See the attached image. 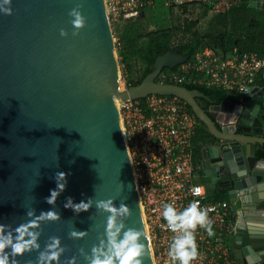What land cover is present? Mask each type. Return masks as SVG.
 Instances as JSON below:
<instances>
[{
    "label": "water",
    "instance_id": "95a60500",
    "mask_svg": "<svg viewBox=\"0 0 264 264\" xmlns=\"http://www.w3.org/2000/svg\"><path fill=\"white\" fill-rule=\"evenodd\" d=\"M77 5L85 20L79 29L69 16ZM6 7L11 15L0 13V225L12 231L33 221L37 227L31 230L39 233V247L13 257L14 264H37L53 237L63 249L58 264H69L72 257L74 264H87L86 256L105 239L109 215L97 203L108 200L117 209L128 206L130 215L118 217L117 223L142 232V264H154L116 104L152 95L183 101L218 142L201 149L198 164L209 178H217L221 164L232 176L227 199L235 215L237 264L264 263V238L260 233L251 237L246 226L254 203H264V175L255 176L264 169V161L255 158V146L264 145V89L254 88L239 105L160 83L163 69L189 60L167 54L154 61L138 86L120 91L104 0H11ZM248 8L264 9V2L249 0ZM207 105L215 113H208ZM57 173L65 175L64 190L49 204ZM257 177L262 181L257 183ZM68 198L90 200L91 206L77 214L64 207ZM50 210L60 219L41 217Z\"/></svg>",
    "mask_w": 264,
    "mask_h": 264
},
{
    "label": "built area",
    "instance_id": "2783aa9c",
    "mask_svg": "<svg viewBox=\"0 0 264 264\" xmlns=\"http://www.w3.org/2000/svg\"><path fill=\"white\" fill-rule=\"evenodd\" d=\"M104 4L111 28L154 8L155 0H104ZM239 4L240 0H163L165 8L189 21L198 20L202 9L209 15H220ZM174 69L159 75V82L218 88L243 104L257 87V79L264 75V59L253 52L223 55L204 49ZM116 104L154 264H172L170 245L175 236L182 235L169 230L163 219L164 204L180 212L192 202H198L207 212L213 234L197 225L194 236L198 256L190 264H234L226 242L233 236L235 219L229 203L210 199L198 180L200 167L193 161L192 145L197 121L187 105L175 97L155 95ZM197 188L201 189L199 193Z\"/></svg>",
    "mask_w": 264,
    "mask_h": 264
},
{
    "label": "trees",
    "instance_id": "16d2710c",
    "mask_svg": "<svg viewBox=\"0 0 264 264\" xmlns=\"http://www.w3.org/2000/svg\"><path fill=\"white\" fill-rule=\"evenodd\" d=\"M248 3L249 0H240L237 7L220 15H209L206 9H202L198 20L183 19L177 24L156 23L155 19L151 17L155 7L142 10L138 17L126 21L120 29L118 48L120 64L124 65L130 72L136 63L143 66L140 77L137 80L127 82V87L138 86L150 73L154 61L167 54L188 56L191 60L196 53L210 49L223 55L233 52H253L264 59V36L260 34L264 33V12L248 8ZM160 7L166 9L168 16H173V10L165 8L163 0L160 2ZM201 20L206 22L203 28L199 27ZM150 21L154 22L156 28L148 32L147 27ZM176 39L179 40L177 44L174 43ZM173 70L175 69H163L160 76ZM160 76L157 78L158 82ZM259 79H257L256 84L264 87V82H259ZM179 86L188 90L199 91L217 103L228 100L240 104L237 97L218 88L190 84H180ZM187 108L188 112L195 117L190 108ZM196 121L197 127L192 141L195 164L198 163L200 151L209 138L205 127L197 119ZM255 158L257 161H264V145H256ZM206 192L212 200H227L224 196L212 194L208 190Z\"/></svg>",
    "mask_w": 264,
    "mask_h": 264
},
{
    "label": "clouds",
    "instance_id": "9594fccd",
    "mask_svg": "<svg viewBox=\"0 0 264 264\" xmlns=\"http://www.w3.org/2000/svg\"><path fill=\"white\" fill-rule=\"evenodd\" d=\"M10 4L11 0H0V13L11 15V8L6 7ZM79 7L77 5L69 12V16L73 18L72 23L77 29L83 27L85 23L84 17L78 10ZM76 34V32L73 33V35ZM60 35L62 37L66 35L64 30L60 31ZM56 182V190H52L47 199L49 204H54L55 198L64 190V173H57ZM200 191L201 189H196L197 193ZM90 206V200L73 203L71 198H68L64 205L65 208H71L77 214L81 211H88ZM97 208L109 213L105 224V239L99 246L91 250L90 255L86 256L87 264H142L145 249L144 244L138 242L142 232L131 228L125 229L122 222L117 223L118 217L130 215L128 206L122 204L117 209L108 200L98 202ZM163 209V219L167 222L169 230L174 233L182 232L181 236L173 238L169 248V257L172 264H177V262L178 264H190L198 256L194 236L197 225L205 227L210 236L213 234L207 212L199 208L198 202H192L180 212H177L171 204H164ZM41 217L49 221L60 219L59 215L51 210L42 213ZM35 227H37V223L33 221L19 224L12 231H8L5 225H0V264H14L13 257L39 247L36 243L39 233L31 230ZM72 235L76 236L77 233L73 232ZM47 247L49 251L41 252L38 255L37 264H58L63 253V249L59 247L58 238H51V242ZM6 249L7 251H5ZM74 262L75 257H72L69 264H74Z\"/></svg>",
    "mask_w": 264,
    "mask_h": 264
},
{
    "label": "flooded vegetation",
    "instance_id": "af4514ba",
    "mask_svg": "<svg viewBox=\"0 0 264 264\" xmlns=\"http://www.w3.org/2000/svg\"><path fill=\"white\" fill-rule=\"evenodd\" d=\"M255 10V9H254ZM259 12H264V9L261 10H256ZM214 101V100H213ZM241 105V104H239ZM206 111L208 113H215L214 109H212L211 105H207L206 106ZM219 129H221V125H217ZM227 129H229V125L227 126ZM236 133H242L239 129L236 130ZM264 135V133H263ZM218 142L211 136H209L207 143L204 145V147H213V146H218ZM256 147V146H255ZM217 178H209L207 176V173L200 167L199 171H198V180L199 182L202 181L204 182V187H206L208 190L211 191L212 194H217V195H221L226 197L227 199V191H230L231 187L229 186L230 183L233 181L232 176L230 175V171L227 169V167H225L224 165H219L216 168V172H215ZM259 175H264V169H260L257 170L255 172V176H259ZM208 180V181H207ZM250 183L251 179H249ZM257 183L261 182L262 179L257 177ZM228 203V199L226 200ZM263 204L261 203L260 200H258L256 203H254L252 209L246 214L247 216H249V222H246V226L250 224V236L254 237L255 234L260 233L259 235H261V237L264 238V229L262 231H259L258 228L259 226H261V217L263 216ZM230 206V204H229ZM231 207V206H230ZM231 210V208H230ZM232 212V211H231ZM233 214V213H232ZM233 217L235 219V215L233 214ZM264 222V221H262ZM249 223V224H248ZM236 224V223H235ZM264 241V240H263ZM247 243V241H246Z\"/></svg>",
    "mask_w": 264,
    "mask_h": 264
},
{
    "label": "rangeland",
    "instance_id": "374dc122",
    "mask_svg": "<svg viewBox=\"0 0 264 264\" xmlns=\"http://www.w3.org/2000/svg\"><path fill=\"white\" fill-rule=\"evenodd\" d=\"M160 2L161 0H155V9L151 13V17L155 19L156 23L158 24H177L179 21L182 22L184 17L182 14L175 12L174 10L172 11L173 16H168L166 9H162L160 7ZM177 18H179L177 20ZM126 21H120L118 23H115L114 25H111V32H112V37H113V45L115 49V54H116V59H117V64H118V76H119V83H120V89L124 90L127 88V82L129 81H134L137 80L140 77L141 71H142V65L140 63H136L135 67L133 70L130 72L127 70V68L124 65L120 64V59L118 56V48H119V37H120V29L124 25ZM150 21L147 31L151 32L153 31L156 27L154 22ZM204 20L200 21L199 27L203 28L205 27ZM177 41L179 42L178 39L175 40V44H177ZM208 181V180H207ZM202 185H204V182L200 181ZM210 190H208L209 192ZM211 192V191H210ZM210 194V193H209Z\"/></svg>",
    "mask_w": 264,
    "mask_h": 264
},
{
    "label": "crops",
    "instance_id": "0c3cea01",
    "mask_svg": "<svg viewBox=\"0 0 264 264\" xmlns=\"http://www.w3.org/2000/svg\"><path fill=\"white\" fill-rule=\"evenodd\" d=\"M261 2H264V0H260ZM254 10V9H253ZM256 10V9H255ZM262 36H264V33H260ZM260 79H259V82H264V75L263 76H260L259 77ZM258 82V81H257ZM257 85V84H256ZM257 88H258V90H262V89H264V87L263 86H261V85H257ZM260 91H256V93H260ZM202 148H205L204 146L202 147ZM201 161V155L199 156V161H198V163ZM199 167H200V165H199ZM260 169H263V168H260ZM204 186V185H203ZM205 189L206 190H208L206 187H205ZM226 244H227V246H228V248H229V250H230V255H231V259H232V261L234 262V264H237V262L239 261V259L241 258V254H240V252H239V249H238V247L236 246V244H235V237H233L232 236V238L230 237V238H228V240H227V242H226ZM262 264V263H261Z\"/></svg>",
    "mask_w": 264,
    "mask_h": 264
}]
</instances>
